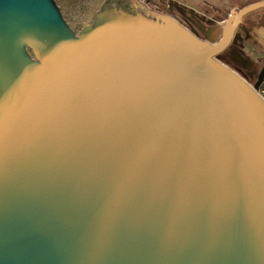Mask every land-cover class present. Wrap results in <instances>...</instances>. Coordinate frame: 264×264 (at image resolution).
Returning a JSON list of instances; mask_svg holds the SVG:
<instances>
[{
  "label": "water",
  "instance_id": "1",
  "mask_svg": "<svg viewBox=\"0 0 264 264\" xmlns=\"http://www.w3.org/2000/svg\"><path fill=\"white\" fill-rule=\"evenodd\" d=\"M141 0L76 36L55 0H0V264H264V101Z\"/></svg>",
  "mask_w": 264,
  "mask_h": 264
},
{
  "label": "rangeland",
  "instance_id": "2",
  "mask_svg": "<svg viewBox=\"0 0 264 264\" xmlns=\"http://www.w3.org/2000/svg\"><path fill=\"white\" fill-rule=\"evenodd\" d=\"M195 11H174L180 20H187L189 28L207 41L208 31L215 33L218 42L222 27L233 10L261 0H185ZM62 17L73 33L78 36L85 26L91 25L103 0H55ZM154 9H163V0H146ZM157 10V9H156ZM264 9L252 12L243 18V25L236 33L234 42L218 56V59L236 72L248 84H254L264 65ZM224 22V23H223Z\"/></svg>",
  "mask_w": 264,
  "mask_h": 264
},
{
  "label": "built area",
  "instance_id": "3",
  "mask_svg": "<svg viewBox=\"0 0 264 264\" xmlns=\"http://www.w3.org/2000/svg\"><path fill=\"white\" fill-rule=\"evenodd\" d=\"M141 1L144 2L147 6L150 5V4L149 5L147 4L146 0H141ZM163 1H164L163 9L160 10L159 8H157L156 5H152L154 7V10L157 9V11H161L164 14H167L169 16H172V17L176 18L185 27H187L188 29H190L189 26L186 24V23H189L187 20H183L182 21V20L178 19L177 16H175L174 14H172V12L178 11V12L183 13L184 10H187L189 12L195 11V9L192 7V5L189 2L185 1V0H163ZM250 86L253 87L252 84H250ZM255 92L264 101V78H263L261 84L259 85V87L257 89H255Z\"/></svg>",
  "mask_w": 264,
  "mask_h": 264
},
{
  "label": "bare ground",
  "instance_id": "4",
  "mask_svg": "<svg viewBox=\"0 0 264 264\" xmlns=\"http://www.w3.org/2000/svg\"><path fill=\"white\" fill-rule=\"evenodd\" d=\"M207 35L209 36L207 41L210 43V44H213L215 42H213V40H215V33L213 31H208ZM262 38H264V34H261Z\"/></svg>",
  "mask_w": 264,
  "mask_h": 264
},
{
  "label": "crops",
  "instance_id": "5",
  "mask_svg": "<svg viewBox=\"0 0 264 264\" xmlns=\"http://www.w3.org/2000/svg\"><path fill=\"white\" fill-rule=\"evenodd\" d=\"M245 18V17H244ZM244 20V19H243ZM241 25H243V21H242V23H241ZM242 27V26H241Z\"/></svg>",
  "mask_w": 264,
  "mask_h": 264
},
{
  "label": "flooded vegetation",
  "instance_id": "6",
  "mask_svg": "<svg viewBox=\"0 0 264 264\" xmlns=\"http://www.w3.org/2000/svg\"><path fill=\"white\" fill-rule=\"evenodd\" d=\"M156 11H157V10H156ZM159 12H161V11H159ZM263 17H264V16H263ZM233 42H234V40H233ZM233 42H232V43H233ZM232 43H231V44H232ZM262 67H263V66H262Z\"/></svg>",
  "mask_w": 264,
  "mask_h": 264
}]
</instances>
